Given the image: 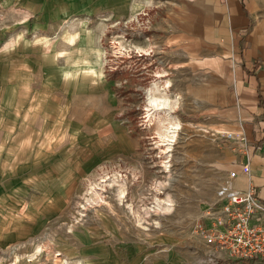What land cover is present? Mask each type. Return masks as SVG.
Wrapping results in <instances>:
<instances>
[{
  "label": "rangeland",
  "instance_id": "rangeland-1",
  "mask_svg": "<svg viewBox=\"0 0 264 264\" xmlns=\"http://www.w3.org/2000/svg\"><path fill=\"white\" fill-rule=\"evenodd\" d=\"M79 5L0 0V264L244 263L198 215L221 183L209 142L235 140L207 126L154 14Z\"/></svg>",
  "mask_w": 264,
  "mask_h": 264
},
{
  "label": "crops",
  "instance_id": "crops-1",
  "mask_svg": "<svg viewBox=\"0 0 264 264\" xmlns=\"http://www.w3.org/2000/svg\"><path fill=\"white\" fill-rule=\"evenodd\" d=\"M80 1L86 2L88 7L79 5L78 10L112 12L122 6L128 9L127 18H132L139 9L155 15V37L166 43L171 53L180 56L181 70L188 71L190 97L207 114V126L244 132L261 145L249 159V174L241 164L247 159L241 152V143L209 142L213 153L206 155L220 172L217 181L236 170L235 187L245 189L252 182L264 198V131L261 133L251 121L253 117H264V66L253 70L243 63L238 64L243 58L245 63L249 62L257 53L264 55V0H160L158 3L156 0H127L122 5L119 0ZM62 8L70 12L69 7ZM183 54L190 57L188 62L182 60ZM217 189L214 185L210 188L212 196L199 210L198 215L205 218L206 225L221 212L216 203ZM242 262L261 264L256 260Z\"/></svg>",
  "mask_w": 264,
  "mask_h": 264
},
{
  "label": "built area",
  "instance_id": "built-area-1",
  "mask_svg": "<svg viewBox=\"0 0 264 264\" xmlns=\"http://www.w3.org/2000/svg\"><path fill=\"white\" fill-rule=\"evenodd\" d=\"M256 127L262 133L264 120ZM242 144L241 152L246 156L243 170L250 174L249 159L261 149L259 140L249 139L244 132L216 130ZM215 138V133L213 132ZM264 138V135L262 136ZM236 170H231L217 189V200L221 212L214 215L210 225L199 223L200 231L210 249L223 259L259 261L264 264V198L250 182L245 189L234 185Z\"/></svg>",
  "mask_w": 264,
  "mask_h": 264
},
{
  "label": "bare ground",
  "instance_id": "bare-ground-1",
  "mask_svg": "<svg viewBox=\"0 0 264 264\" xmlns=\"http://www.w3.org/2000/svg\"><path fill=\"white\" fill-rule=\"evenodd\" d=\"M179 98V97H177ZM177 98L175 100H177ZM149 100H150V104L153 107H167L171 105V98L169 96H164V97H159V96H155L151 93V89H149ZM179 100V99H178ZM175 101V104H177L179 101ZM178 126V125H177ZM177 126H171V128L167 131L168 135V139L170 142V145H173L174 141L176 140V136H177ZM168 204V203H167Z\"/></svg>",
  "mask_w": 264,
  "mask_h": 264
},
{
  "label": "trees",
  "instance_id": "trees-1",
  "mask_svg": "<svg viewBox=\"0 0 264 264\" xmlns=\"http://www.w3.org/2000/svg\"><path fill=\"white\" fill-rule=\"evenodd\" d=\"M261 102V101H260Z\"/></svg>",
  "mask_w": 264,
  "mask_h": 264
}]
</instances>
